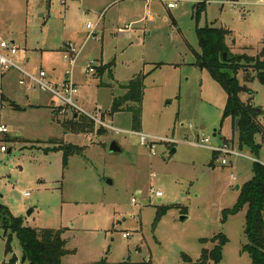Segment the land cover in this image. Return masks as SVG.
<instances>
[{"label":"rangeland","instance_id":"374dc122","mask_svg":"<svg viewBox=\"0 0 264 264\" xmlns=\"http://www.w3.org/2000/svg\"><path fill=\"white\" fill-rule=\"evenodd\" d=\"M170 1L151 0L147 8L144 0H0V35L24 52V62L15 59L19 66L30 74L44 69L53 82L71 78L79 87L84 113L61 114L49 109L52 95L21 87L17 71H4L0 81V124L9 129L0 137V206L26 227L62 230L68 252L62 264H195L204 249L217 250L222 235L228 242L220 261L206 264H252L244 251L247 207L224 213L253 178L255 163L264 164V137H255L258 153L240 145L236 123L223 120L226 93L194 64L201 52L197 29L207 26L230 31L233 55L258 56L264 0H180L169 11ZM68 43L80 49L73 70L63 57ZM89 65L94 72H86ZM249 73L248 81L243 70L237 76L247 88L240 98L264 111V84ZM139 74L146 76L143 99L129 106L141 112V133L163 139L154 154L137 134L108 128L135 132L132 110L111 109ZM78 115L89 129L67 131L63 123ZM205 137L241 157L228 156L229 165H222L210 149L196 146ZM114 141L120 153L109 151ZM68 144L86 148L64 168V152L56 149ZM11 248L6 255L0 227V264L13 256L27 264L16 234Z\"/></svg>","mask_w":264,"mask_h":264},{"label":"trees","instance_id":"16d2710c","mask_svg":"<svg viewBox=\"0 0 264 264\" xmlns=\"http://www.w3.org/2000/svg\"><path fill=\"white\" fill-rule=\"evenodd\" d=\"M203 5H205L203 3ZM230 31L223 28L207 26L197 29V37L200 53H196L195 66L209 72L211 77L222 87L227 95V102L223 111V120L230 119L234 123L239 120L238 135L240 145L249 147L253 152L258 153L261 148L255 143L258 134L264 137V127L261 118L263 115L255 116L254 107L250 103L241 100L240 94L247 90L242 86L237 78L240 71H244V80L250 79L249 71L264 77V49L256 57H246L233 55L227 45V37ZM226 55V57H225ZM246 64H243V63ZM250 69V70H249ZM249 70V71H248ZM104 73L101 71L100 75ZM111 77L112 74L110 73ZM145 75L135 76L127 86H122L125 95L115 98L112 105V113L119 112L123 106L132 110L134 116L135 132H140V110L131 109L130 104H141L144 93ZM56 116L57 113H54ZM79 115L74 116V120L65 121L64 128L73 133L86 132L89 126L85 123L87 118ZM83 119V120H82ZM264 139V138H263ZM56 150L64 152V168L69 164V158L74 155H82L84 147L73 144L64 145ZM243 207H247L246 213V235L248 245L244 248L252 259V264H264V165L255 163L253 166V178L241 188L239 199L236 205L224 213V218L237 214ZM162 218L158 213L156 221ZM0 227L5 232L6 255L12 254L11 237L16 234L22 248V259L25 258L27 264H62L63 258L68 254L65 250L66 241L63 238L62 230L33 229L24 226L21 219L14 218L7 209L0 206ZM204 243V240H202ZM228 239L222 235L217 250L212 252L204 249L200 259L195 264H206L208 260L214 258L220 261L222 247ZM188 261V257L183 255ZM17 258L11 257L7 264H16ZM94 264H109L106 260ZM119 264H151L149 262H123Z\"/></svg>","mask_w":264,"mask_h":264},{"label":"built area","instance_id":"2783aa9c","mask_svg":"<svg viewBox=\"0 0 264 264\" xmlns=\"http://www.w3.org/2000/svg\"><path fill=\"white\" fill-rule=\"evenodd\" d=\"M146 3H149L151 0H145ZM180 0H171L166 4L169 10H173L177 8ZM87 29L94 30L95 26L90 24L87 25ZM90 34L89 37H91ZM21 54V55H20ZM80 54V49L74 46L72 43H68L66 49L64 50V60L71 66L72 70L76 65V60ZM22 57L25 60V54L21 50V48L13 41H8L2 35H0V81L3 77L4 71L7 70H15L21 76L19 81V85L24 87L27 90H38L40 92H44L46 94L52 95L59 104H55L57 110H60L61 114H66L69 110L77 111L84 113L81 107L78 105V94L79 87L78 85L71 79L67 78L61 82H53L45 70H40L37 74H30L25 71L19 64L16 62V57ZM89 70V71H88ZM86 72H94L91 68V65L88 66ZM72 71L68 72L67 75H71ZM2 93H0V107L2 106ZM113 131L125 132L128 134H137L140 138V144L142 146L148 147L151 152L154 154L155 145L158 142H162L163 139L157 138L154 136L145 135L141 132H131V131H123L116 129L114 127H108ZM9 134V129L7 126L0 124V137L2 135ZM211 138L205 137L201 140V142L196 144V146L204 147L210 149L215 155L219 156L221 159V163L224 166L229 165L228 156L231 157H241V154L233 149V146L229 144H223L222 146H210ZM1 151L5 152V147H1ZM231 164V163H230ZM264 165V164H263ZM233 180H236L235 176H233ZM153 193V191H152ZM25 196H29V194H25ZM157 197H161L162 193L157 192ZM134 204H137L135 199L132 200ZM124 238H129L130 234L126 233L123 235Z\"/></svg>","mask_w":264,"mask_h":264},{"label":"water","instance_id":"95a60500","mask_svg":"<svg viewBox=\"0 0 264 264\" xmlns=\"http://www.w3.org/2000/svg\"><path fill=\"white\" fill-rule=\"evenodd\" d=\"M225 57H226V55H225ZM260 80L264 84V77H260ZM254 114H255V116H260V115L264 114V111H262L261 109H254ZM238 124H239V120L236 121V129L237 130H238ZM214 136H216V135L214 134ZM109 151L111 153H120L121 152V148H120L119 144L116 141H114V142L111 143V145L109 147ZM172 153H175V150H173ZM235 190L239 191L240 190V186H236ZM181 220L184 221L185 217H182ZM22 262L25 263V258L22 259Z\"/></svg>","mask_w":264,"mask_h":264},{"label":"crops","instance_id":"0c3cea01","mask_svg":"<svg viewBox=\"0 0 264 264\" xmlns=\"http://www.w3.org/2000/svg\"><path fill=\"white\" fill-rule=\"evenodd\" d=\"M144 1H145V0H144ZM149 4H150V2H149V3H146V1H145V7L148 8ZM166 7H167V6H166ZM167 9H168V8H167ZM168 10H169V9H168ZM169 11H171V10H169ZM13 42H14V41H13ZM21 60L24 62V60H23L22 57H21ZM27 61H28V59H27ZM27 61H26V62H27ZM41 70H44V69H41ZM100 70L102 71V70H104V68H102V69H100ZM100 73H101V72H100ZM100 73H99V74H96V76H98V77L101 76ZM136 76H137V75H136ZM124 91H125V90H124ZM6 97H7V96H6ZM7 98H8V97H7ZM9 101H10V100H9ZM10 102H11V101H10ZM49 105H50V107L48 106L49 109H51V108H55V100L53 99L52 101H50V104H49ZM16 106H17V105H16ZM46 106H47L46 104L39 105L40 108H47ZM19 107H20V106H19ZM31 107H34V106H31ZM20 108H21V110L24 109V108H22V107H20ZM15 110H16V109H15ZM21 110H19V111H21ZM84 148H86V147H84Z\"/></svg>","mask_w":264,"mask_h":264}]
</instances>
